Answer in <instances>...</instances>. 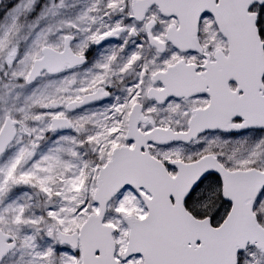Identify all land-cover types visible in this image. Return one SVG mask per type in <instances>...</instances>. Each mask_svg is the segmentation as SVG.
<instances>
[{
  "label": "snow or ice",
  "instance_id": "snow-or-ice-1",
  "mask_svg": "<svg viewBox=\"0 0 264 264\" xmlns=\"http://www.w3.org/2000/svg\"><path fill=\"white\" fill-rule=\"evenodd\" d=\"M0 264H264V0H0Z\"/></svg>",
  "mask_w": 264,
  "mask_h": 264
}]
</instances>
